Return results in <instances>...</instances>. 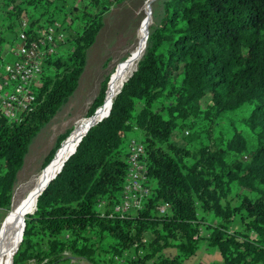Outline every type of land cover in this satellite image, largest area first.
<instances>
[{
	"label": "trees",
	"instance_id": "trees-1",
	"mask_svg": "<svg viewBox=\"0 0 264 264\" xmlns=\"http://www.w3.org/2000/svg\"><path fill=\"white\" fill-rule=\"evenodd\" d=\"M121 1L0 0V54L19 41L22 20L28 40L58 20L64 33L35 107L18 121L0 118L1 210L11 206L29 144L77 88L105 12ZM160 4L135 67L121 83L105 76L75 151L27 201L12 264H181L200 240L217 251L214 264H264V0ZM221 119L230 132L212 138ZM180 128H187L183 145L171 141ZM71 132L57 136L43 169ZM131 136L144 149L149 193L130 213L101 216L97 202L110 208L118 200ZM234 216L239 227L232 228ZM127 249L140 256L123 260Z\"/></svg>",
	"mask_w": 264,
	"mask_h": 264
},
{
	"label": "rangeland",
	"instance_id": "rangeland-1",
	"mask_svg": "<svg viewBox=\"0 0 264 264\" xmlns=\"http://www.w3.org/2000/svg\"><path fill=\"white\" fill-rule=\"evenodd\" d=\"M77 1L81 0H67L70 4ZM146 1L147 0H122L117 4L111 3L109 10L105 12L103 16V25L97 32L94 43L87 51L86 64L79 77L77 88L69 97L65 105H63L61 110L55 114L49 123L41 128L29 144L22 168L17 174L16 182L13 188L11 206L8 210L0 209V224L5 219L6 215L11 211L13 204L18 203L25 198L26 191L30 186L32 178L45 170L43 169V163L50 150L54 148L57 136L68 128H70L73 132L75 122L80 118L86 117L87 109L97 94L100 83L105 76L108 75L109 83L111 82L112 77L113 79L115 77V81L121 83L124 81L125 73L135 67L136 62L140 58L145 46L148 26L156 22L161 15L160 0H148V5L145 8ZM144 9H149L147 25L139 31V38L133 47L136 40V31L145 16ZM0 55L4 59L9 58V54L6 52L5 46L3 47L2 54ZM124 66L127 67V71ZM108 82L107 86H109ZM106 92L107 91H105V96ZM201 103L204 104V100H202ZM233 121V125H238V121L236 119ZM226 123L227 121L223 119L217 120L216 125L211 130V137L218 138V136H221L222 138H227L230 132V127ZM88 125L89 124L86 121L84 130L88 127ZM186 129L187 128L175 129L172 132L171 141L174 144L183 145L187 141L183 138V132ZM188 134L190 133L188 132ZM244 136L247 140V144L250 146L252 142L251 136L249 133H245ZM131 137L135 138L134 136ZM66 141L65 145L67 143ZM52 162L50 163V166ZM39 192H32L26 196L23 209L24 216L30 211V207H27V201L33 194H38ZM206 217L208 222L215 221L210 217V215H207ZM231 227H239L237 216L233 217ZM204 230L205 229L202 228L200 230V234H203ZM140 253L141 251L127 249L122 252L121 258L123 260H132L140 256ZM219 259L217 251L212 248H205V242L200 240L199 247L195 250L194 254L181 264H214ZM68 264L89 263L85 260H77L70 261Z\"/></svg>",
	"mask_w": 264,
	"mask_h": 264
},
{
	"label": "built area",
	"instance_id": "built-area-1",
	"mask_svg": "<svg viewBox=\"0 0 264 264\" xmlns=\"http://www.w3.org/2000/svg\"><path fill=\"white\" fill-rule=\"evenodd\" d=\"M60 24V21L50 23L44 27L41 37L28 40L23 31L26 21H21L23 29L18 34L19 41L7 48L14 60L0 63V118L18 121L35 107L36 91L46 62L56 56L59 42L64 38V33L59 29ZM183 133L184 136L187 135L186 130ZM143 157L142 144L129 137L126 142V172L121 192L110 208L105 206L103 200L96 203L101 216L126 214L140 207L141 201L149 193ZM165 207L164 203L157 209L163 212Z\"/></svg>",
	"mask_w": 264,
	"mask_h": 264
},
{
	"label": "bare ground",
	"instance_id": "bare-ground-1",
	"mask_svg": "<svg viewBox=\"0 0 264 264\" xmlns=\"http://www.w3.org/2000/svg\"><path fill=\"white\" fill-rule=\"evenodd\" d=\"M147 2L148 0L146 1L145 8L148 5ZM144 10H145V16H144L142 23L140 24L139 28L136 31V40L134 42L133 47L135 46L139 38L138 37L139 31L141 30V28H144L147 25L149 9L148 10L144 9ZM85 126H86L85 117L80 118L79 120L75 122V125L73 128L74 131L72 132V134L69 136L68 140L66 141L67 143L65 147L55 157V159L53 160L49 168L45 169L44 171L40 172L39 174L35 175L32 178V180L30 181L31 182L30 186L28 187L26 191L25 198L28 194L32 192H35V193L39 192L40 189L44 185H46L58 173V171L62 167V164L64 163L66 158L75 149V145L78 143L79 139L81 138L82 132ZM25 198L19 201L18 203L13 204L11 211L6 215L5 219L0 224V264H12V256L17 248L21 230L23 227V222H24L23 209H24ZM32 203L33 202H31V204Z\"/></svg>",
	"mask_w": 264,
	"mask_h": 264
},
{
	"label": "water",
	"instance_id": "water-1",
	"mask_svg": "<svg viewBox=\"0 0 264 264\" xmlns=\"http://www.w3.org/2000/svg\"><path fill=\"white\" fill-rule=\"evenodd\" d=\"M130 74H131V73H130ZM130 74H129V75H130ZM129 75H128V76H129ZM126 79H127V78H126ZM126 79H125V80H126ZM118 90H119V89H118ZM118 90L116 91V93L118 92ZM109 110H110V108H109ZM108 113H109V111H108ZM108 113H107V114H108ZM107 114H106V116H107ZM104 117H105V116H104ZM104 117H103V118H104ZM103 118H102V119H103ZM102 119H100V120H102ZM100 120H99V121H100ZM97 122H98V121H97ZM97 122H96V123H97ZM96 123H95V124H96ZM93 125H94V124H93ZM91 126H92V125H91ZM91 126H90V127H91ZM90 127H89V128H90ZM89 128H88V129H89ZM88 129H87V130H88ZM80 139H81V138H80ZM80 139H79V141H80ZM64 140H65V139H64ZM64 140H62V142H63ZM62 142H61V143H62ZM61 143H60V145H61ZM77 144H78V143H77ZM75 148H76V147H75ZM74 151H75V149L72 151V153H73ZM72 153H70V155H71ZM70 155H69V156H70ZM69 156H68V157H69ZM68 157H67V158H68ZM67 158H66V159H67ZM62 165H63V164H62ZM60 169H61V168H60ZM59 171H60V170H59ZM59 171H58V172H59ZM54 177H55V176H54ZM54 177H53V178H54ZM48 183H49V182H48ZM32 213H33V212H32ZM23 229H24V222H23L22 232H23ZM21 235H22V233H21ZM20 241H21V237L19 238V242H18L17 248H18V246H19ZM17 248H16V250H17ZM16 250H15V251H16ZM14 253H15V252H14Z\"/></svg>",
	"mask_w": 264,
	"mask_h": 264
},
{
	"label": "crops",
	"instance_id": "crops-1",
	"mask_svg": "<svg viewBox=\"0 0 264 264\" xmlns=\"http://www.w3.org/2000/svg\"><path fill=\"white\" fill-rule=\"evenodd\" d=\"M7 48H8V45H7V47H5L6 52H8ZM8 54H9V58L8 59H4L3 57H0V63L4 62V61H8L9 62V61H12L14 59V56H13V54L10 51L8 52Z\"/></svg>",
	"mask_w": 264,
	"mask_h": 264
}]
</instances>
